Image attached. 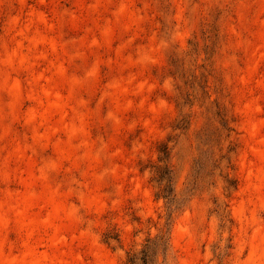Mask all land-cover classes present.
<instances>
[{
    "label": "rangeland",
    "instance_id": "rangeland-1",
    "mask_svg": "<svg viewBox=\"0 0 264 264\" xmlns=\"http://www.w3.org/2000/svg\"><path fill=\"white\" fill-rule=\"evenodd\" d=\"M134 262L264 264V0H0V264Z\"/></svg>",
    "mask_w": 264,
    "mask_h": 264
},
{
    "label": "trees",
    "instance_id": "trees-1",
    "mask_svg": "<svg viewBox=\"0 0 264 264\" xmlns=\"http://www.w3.org/2000/svg\"><path fill=\"white\" fill-rule=\"evenodd\" d=\"M149 241V240H148ZM134 264H135V262H134Z\"/></svg>",
    "mask_w": 264,
    "mask_h": 264
}]
</instances>
